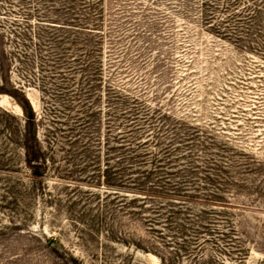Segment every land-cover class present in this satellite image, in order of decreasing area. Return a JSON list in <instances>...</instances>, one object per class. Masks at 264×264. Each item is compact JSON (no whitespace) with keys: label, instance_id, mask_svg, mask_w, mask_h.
Listing matches in <instances>:
<instances>
[{"label":"rangeland","instance_id":"obj_1","mask_svg":"<svg viewBox=\"0 0 264 264\" xmlns=\"http://www.w3.org/2000/svg\"><path fill=\"white\" fill-rule=\"evenodd\" d=\"M0 264H264V0H0Z\"/></svg>","mask_w":264,"mask_h":264},{"label":"trees","instance_id":"obj_2","mask_svg":"<svg viewBox=\"0 0 264 264\" xmlns=\"http://www.w3.org/2000/svg\"><path fill=\"white\" fill-rule=\"evenodd\" d=\"M21 107H22L23 111L25 112V107L24 106H21ZM26 109L27 110L25 112L26 113L25 114V128L23 130V135H22L23 138H22L21 142H22L24 155H25L26 161L28 162L29 166L34 168V169H38L41 167V165L43 166L45 163L42 162V160L40 158L42 151H41L39 143L36 139L35 133H33L30 130L31 129L30 125L34 121V117H33V114L31 112V109L27 103H26ZM116 170H118V171H116ZM104 172L106 174L105 175L106 178L110 179L111 176L123 174V169H121V167H120L119 169H114L113 171H111V170H108V168H106ZM35 174H37V173H35ZM129 184H133V183H129ZM113 186H115V185H113ZM123 188H131V187H130V185H126V186H123Z\"/></svg>","mask_w":264,"mask_h":264}]
</instances>
